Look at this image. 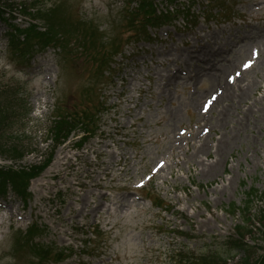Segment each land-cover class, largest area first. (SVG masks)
I'll return each mask as SVG.
<instances>
[{
  "label": "rangeland",
  "instance_id": "374dc122",
  "mask_svg": "<svg viewBox=\"0 0 264 264\" xmlns=\"http://www.w3.org/2000/svg\"><path fill=\"white\" fill-rule=\"evenodd\" d=\"M139 2L58 0L48 4L50 23L17 12L0 20V88L19 85L32 107L12 136L39 150L20 160L0 151L4 172L11 165L28 168L19 179L24 184L29 169L48 156L52 137L57 141L50 133L53 115L83 104L89 87L93 98L106 102L94 134L80 141L77 128L23 194L11 186L1 192L0 264H31L35 242L50 249L46 260L56 259L47 264H176L173 250L190 258L221 256L227 264L245 256L227 242L241 221L228 208L242 206L251 187L264 191V0H176L172 6L142 0L141 12L189 8L149 27L145 38L126 26L131 14L143 16ZM31 22L53 31L61 47L40 44L13 53L9 23ZM115 40L120 53L97 83L95 57ZM230 74L232 91L248 85L247 94L238 90L235 101L224 97L207 106L223 89L220 75L227 81ZM228 104L233 111L219 126ZM225 134L233 139L220 158L216 143ZM201 144L207 150L197 154ZM217 161V170L205 174ZM153 198L162 199L164 209ZM255 202L254 210L263 206ZM34 222L40 229L30 242L25 232ZM253 222L247 239L258 255L264 243L260 223Z\"/></svg>",
  "mask_w": 264,
  "mask_h": 264
},
{
  "label": "trees",
  "instance_id": "16d2710c",
  "mask_svg": "<svg viewBox=\"0 0 264 264\" xmlns=\"http://www.w3.org/2000/svg\"><path fill=\"white\" fill-rule=\"evenodd\" d=\"M49 0H0V20L3 19L5 11H17L23 15L31 16V18L36 19L35 16L44 19L47 23L52 21L51 6H48ZM34 16V17H33ZM24 31V38L21 39V34L18 32ZM96 31V30H95ZM15 32V33H14ZM12 34L11 44L21 53H26L31 47L38 44L44 46L50 45L56 41L54 32H42L38 30L34 25L28 26L25 29L19 26H13L10 32ZM10 39V37H9ZM62 44V42H61ZM104 57L98 62L101 64ZM95 60L97 58L95 57ZM92 78L98 83L100 73L97 71L92 72ZM22 89L20 86L8 87L7 91H0V151L5 154H9L13 158H21L26 152L33 151L29 149L27 145L24 144V139L19 135L12 136V132L15 130V124L18 121H25L31 112V107L28 105L27 100L20 96ZM88 98L81 106H86L85 108L78 109L74 112L58 113L56 116L57 120L53 122L51 126V132L56 133V142L61 143L65 141L69 134L80 127L83 133L93 132L92 128L95 122L94 114L88 109V106H98L101 105L100 97L97 100V105L91 102L92 93H94L95 88L89 87ZM28 119V118H27ZM30 145V144H28ZM51 157V156H50ZM50 157L46 158L41 166H35L29 169L30 175L26 178L24 184L19 183V179L25 177V171L18 170L15 168H10L7 172H4L0 168V192L11 186L13 190L17 191L19 194H23V191L28 188V181L32 177L38 175L44 168L49 164ZM255 200H260L263 206H259L254 210ZM158 205L162 206L161 203ZM229 212L231 214L239 213L241 216V221L235 226V233L232 235L227 242L230 246L235 249H242L245 256L239 260L237 264H264V246H258L259 253L256 255L257 250L256 245L250 244L248 242L247 236L253 234V219L256 218L260 223L259 233L261 235V242L264 243V191H261L257 187H251L246 191V199L242 206H237L235 203L229 205ZM254 210V211H253ZM34 230L29 232L27 236L29 241L32 242ZM33 253L30 256L31 264H35V258L39 260H44L46 254L49 253L48 250L41 249V246L34 245L31 250ZM173 257L176 258V264H227L222 257L216 255H199L192 256L190 258L189 254L181 251H173Z\"/></svg>",
  "mask_w": 264,
  "mask_h": 264
},
{
  "label": "bare ground",
  "instance_id": "6f19581e",
  "mask_svg": "<svg viewBox=\"0 0 264 264\" xmlns=\"http://www.w3.org/2000/svg\"><path fill=\"white\" fill-rule=\"evenodd\" d=\"M234 66V65H233ZM225 70L227 72H229V68L225 67ZM221 73V72H220ZM174 75L172 76H168V80H167V83L166 85L168 84V81L170 79H173ZM220 79L223 81V84H222V91L221 93L218 94V97L215 98V100H213L212 102H210L211 106L215 103V102H220L222 98L224 97H228V99H230V97H232V100L235 101V99L238 97V90L241 91V94L244 96L245 94H247L248 92V85H245L243 86L241 89H238L237 91H232V87H233V84H231L230 82H225L224 79H223V75H220ZM219 80H218V77L213 76V83L216 84L218 83ZM160 97L162 98H166V97H169L168 94H159ZM171 101V100H170ZM233 108H234V105L233 104H228L226 105V107H224L223 109H221V113H222V118L219 120L220 121V125H222V123H224L225 119L228 118V116L232 113L233 111ZM246 114V112H244ZM226 124V123H224ZM244 126V121H240V124H238V127L241 128ZM239 135V133H238ZM232 139L233 137H230L229 135L225 134L223 135L222 137L218 138L217 139V143H216V153L217 155L219 156L220 155V158H223L225 153L227 151H229L230 147H231V143H232ZM207 150V144H201L200 147L197 149V154L198 153H202L203 151H206ZM217 164H218V161L209 166L206 170H205V174L207 175H210L212 174L214 171L217 170Z\"/></svg>",
  "mask_w": 264,
  "mask_h": 264
}]
</instances>
